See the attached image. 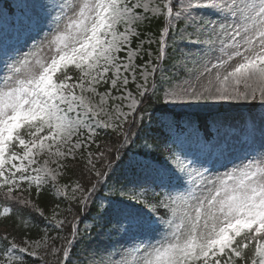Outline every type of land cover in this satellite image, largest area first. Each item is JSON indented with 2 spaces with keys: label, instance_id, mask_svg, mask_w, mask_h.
Instances as JSON below:
<instances>
[{
  "label": "snow or ice",
  "instance_id": "obj_1",
  "mask_svg": "<svg viewBox=\"0 0 264 264\" xmlns=\"http://www.w3.org/2000/svg\"><path fill=\"white\" fill-rule=\"evenodd\" d=\"M43 7L56 13L48 34L0 60V204L26 228L49 219L31 198L43 189L71 219L50 200L57 236L21 240L14 226L0 264H264V111L243 119L242 136L219 112L189 111L264 110V0ZM157 17L158 34L145 31Z\"/></svg>",
  "mask_w": 264,
  "mask_h": 264
},
{
  "label": "rangeland",
  "instance_id": "obj_2",
  "mask_svg": "<svg viewBox=\"0 0 264 264\" xmlns=\"http://www.w3.org/2000/svg\"><path fill=\"white\" fill-rule=\"evenodd\" d=\"M47 3V0H18L15 5L19 6V8L24 7L26 9V13L24 18H22L20 24L15 23L19 20V14L14 15V18L9 16L6 11L0 10V60L4 59L5 57L15 56L17 53L26 52L30 49H33V46L37 44L43 36L48 34L52 25L49 23L51 17L54 16L56 13L52 12L51 16L49 15V10L45 9L43 5ZM24 19V20H23ZM14 25V26H13ZM133 47V46H132ZM136 63L139 60L135 61ZM131 79V75H129ZM3 79V76L0 75V80ZM134 87V85H133ZM99 91H103L104 89H98ZM258 102V101H256ZM253 102H250L252 106ZM249 106L243 107H231V106H224L222 108H213V109H197V110H189V111H196L200 114H209V112H221L222 116H227L229 118V123L234 124L236 126V131L238 136H242L243 133L241 131V124L244 118L248 116L258 117L259 113L262 110L259 108L254 113L248 112ZM174 110L181 112L180 108H174ZM227 163V162H226ZM219 170L220 172L225 171L219 164L215 166L213 171ZM74 187V186H72ZM71 192V187L69 188V194ZM61 199L60 197H57ZM61 210L56 212V218L58 220H62L65 217L61 215ZM48 224L52 227L54 234L49 235L52 237L57 236L58 231L54 226V223L49 220ZM92 223H88L87 226L89 229L92 228ZM84 226V227H85ZM84 227H82L84 229ZM81 228V230H83ZM63 234V233H61ZM93 238V242L96 240H102L103 237L97 235V232L94 234H90ZM88 241H85L80 247V253L82 255H87V245ZM95 246V243H93ZM37 259L36 257H33Z\"/></svg>",
  "mask_w": 264,
  "mask_h": 264
},
{
  "label": "trees",
  "instance_id": "obj_3",
  "mask_svg": "<svg viewBox=\"0 0 264 264\" xmlns=\"http://www.w3.org/2000/svg\"><path fill=\"white\" fill-rule=\"evenodd\" d=\"M145 31L152 32V33H157L159 30L162 29L163 27V17H157L155 18L150 24H146L142 26ZM137 43V42H136ZM135 45V44H133ZM153 48H155V45H153ZM146 58V57H145ZM259 102V101H258ZM258 102H253L252 105L254 106L255 104H258ZM145 107H148L147 105ZM159 112L167 111V112H175L179 114L178 112L169 109H165L159 105L156 106ZM170 116V115H164L161 116V119L165 121V119ZM208 115H203V114H198L197 118L200 119L201 121L205 120ZM170 120L172 117H168ZM163 139V137H161ZM143 150V141L139 140L135 144L131 145L130 147V154L132 152H140ZM76 175L73 174V172L70 170L67 175L63 176L60 180L61 184L63 183H68L70 186H74V181L76 180ZM31 198L35 201L39 202L40 207L45 211V216L48 217L49 219H35L31 220L27 227H21L23 220H29L28 217H24L23 220L21 217L18 216H13L11 219L8 218L7 214H3V207L0 205V235L4 234L5 231H13L14 226L15 227H20V238L21 240L23 239H30V240H35L37 239L40 235L43 233L47 232L48 235H53V229L51 226L47 225L48 221L50 220L52 214H53V209L56 207L55 204H50L49 201L55 199L56 203L59 204V208L56 209V212L61 210V215L63 217H68V219H71V216L68 214L67 208H68V203L65 202L64 200L62 201L61 199H57L54 197L52 193L46 192L43 189L41 190V195L37 196L35 191L33 190ZM55 212V213H56ZM35 215V214H33ZM95 217V213H91L88 219L84 220L85 222H92ZM83 223V224H84ZM83 224L80 225V227H83ZM96 231H91V233H95ZM36 260L34 258H30L27 261V264H32V261Z\"/></svg>",
  "mask_w": 264,
  "mask_h": 264
}]
</instances>
